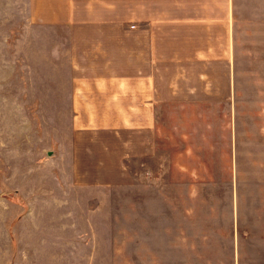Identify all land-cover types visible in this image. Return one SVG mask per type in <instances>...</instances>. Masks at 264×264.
I'll list each match as a JSON object with an SVG mask.
<instances>
[{"label":"rangeland","instance_id":"rangeland-1","mask_svg":"<svg viewBox=\"0 0 264 264\" xmlns=\"http://www.w3.org/2000/svg\"><path fill=\"white\" fill-rule=\"evenodd\" d=\"M45 6L0 0V264H264V0H236L230 96L160 108L153 154L104 183L26 59Z\"/></svg>","mask_w":264,"mask_h":264},{"label":"crops","instance_id":"crops-1","mask_svg":"<svg viewBox=\"0 0 264 264\" xmlns=\"http://www.w3.org/2000/svg\"><path fill=\"white\" fill-rule=\"evenodd\" d=\"M36 1L46 2L44 24L27 28L53 37L26 44L23 57L52 68V106L71 114L75 152L97 160L95 175L78 170L76 178L125 177L130 154H153L160 108L185 97L215 103L233 91L236 0Z\"/></svg>","mask_w":264,"mask_h":264}]
</instances>
